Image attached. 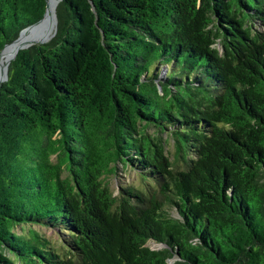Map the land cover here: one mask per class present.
<instances>
[{
	"label": "trees",
	"instance_id": "1",
	"mask_svg": "<svg viewBox=\"0 0 264 264\" xmlns=\"http://www.w3.org/2000/svg\"><path fill=\"white\" fill-rule=\"evenodd\" d=\"M46 9L0 0V56ZM56 15L0 89V264H264V0H62ZM120 166L153 191L115 194Z\"/></svg>",
	"mask_w": 264,
	"mask_h": 264
},
{
	"label": "rangeland",
	"instance_id": "2",
	"mask_svg": "<svg viewBox=\"0 0 264 264\" xmlns=\"http://www.w3.org/2000/svg\"><path fill=\"white\" fill-rule=\"evenodd\" d=\"M258 30L260 32H263L262 28L258 27ZM39 33V30L37 34ZM46 43V42H44ZM37 43L26 45L24 47L31 48L33 46H36ZM221 48V46H220ZM14 59V58H13ZM12 59V60H13ZM11 63V62H10ZM10 65V64H9ZM163 77V76H162ZM147 135H150L151 137L155 139H162L163 142L166 144V155L169 157L171 161L175 160V154L177 152V144L176 142L170 137L168 131H166L164 134L160 133L156 128L149 127L146 131ZM56 159L54 158V161ZM68 174L65 173L64 177H66ZM108 184L110 188L115 192V194H118L122 192L123 189L127 188H137L143 191H153L150 185L145 183L141 177L137 174V172L132 168L124 169L122 166L119 167L118 172L116 175H112L108 178ZM167 210L170 212V215L172 218H180V215L176 209H170L167 208ZM33 230H39L42 232V234L49 240L54 241L55 243H59V234L55 231H52L47 228H41L39 226H35ZM26 229H17L18 233H25ZM56 234V235H55ZM150 247L154 249H161L160 245H157L156 243L152 242L150 243ZM174 260L170 261V264H173Z\"/></svg>",
	"mask_w": 264,
	"mask_h": 264
},
{
	"label": "bare ground",
	"instance_id": "3",
	"mask_svg": "<svg viewBox=\"0 0 264 264\" xmlns=\"http://www.w3.org/2000/svg\"><path fill=\"white\" fill-rule=\"evenodd\" d=\"M49 10L45 19L34 27L27 29L21 37L12 45H9L2 54V69L0 72V84L8 74L9 64L16 56V53L24 46L34 43H44L55 36L57 26L55 23V12L60 0H48ZM39 30V33L37 34Z\"/></svg>",
	"mask_w": 264,
	"mask_h": 264
},
{
	"label": "water",
	"instance_id": "4",
	"mask_svg": "<svg viewBox=\"0 0 264 264\" xmlns=\"http://www.w3.org/2000/svg\"><path fill=\"white\" fill-rule=\"evenodd\" d=\"M46 1H47V9H46V13H45L44 18H43L40 22H42V21L45 19V17L47 16V14H48V10H49V1H48V0H46ZM60 1H62V0H60ZM54 18H55V23H56V26H57V15H56V12H55ZM40 22H38L37 24H39ZM37 24H35L34 26H36ZM34 26H31V27H34ZM31 27H28L27 29H29V28H31ZM27 29H25V30H23V31L21 32L19 38L21 37V35H22ZM55 35H56V33H55ZM54 37H55V36H54ZM54 37H53V38H54ZM13 43H14V42H13ZM13 43H11V44H13ZM47 43H48V42H47ZM47 43H37V45H45V44H47ZM11 44H10V45H11ZM8 46H9V45L5 46V48L3 49L2 53H1V56H0V72H1V69H2V61H1L2 54H3V52L5 51V49H6ZM23 49H28V47H26V48H22L21 50H23ZM21 50H19V51L16 53L15 58L17 57L18 53H19ZM15 58H14V59H15ZM14 59H13V60H14ZM13 60H12V61H13ZM7 80H8V74H7L6 78L2 81V83L0 84V89H1V87H2V84H3L5 81H7ZM159 89H160V91H161V87H160V86H159Z\"/></svg>",
	"mask_w": 264,
	"mask_h": 264
},
{
	"label": "clouds",
	"instance_id": "5",
	"mask_svg": "<svg viewBox=\"0 0 264 264\" xmlns=\"http://www.w3.org/2000/svg\"><path fill=\"white\" fill-rule=\"evenodd\" d=\"M60 2H61V1H60ZM60 2H59V3H60ZM33 26H34V25H33ZM56 32H57V31H56ZM18 39H19V38H18ZM18 39H17V40H18ZM14 42H15V41H14ZM9 45H10V44H9ZM28 49H29V48H28ZM151 243H152V242H151ZM157 245H159V244H157ZM160 246H161V248H163V246H162V245H160ZM171 261H172V260H171Z\"/></svg>",
	"mask_w": 264,
	"mask_h": 264
}]
</instances>
